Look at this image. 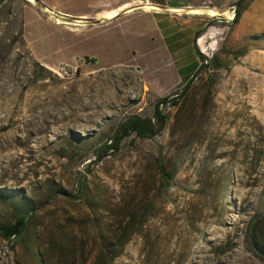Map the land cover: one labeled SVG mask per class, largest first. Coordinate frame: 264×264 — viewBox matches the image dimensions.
I'll return each mask as SVG.
<instances>
[{
    "label": "rangeland",
    "instance_id": "1",
    "mask_svg": "<svg viewBox=\"0 0 264 264\" xmlns=\"http://www.w3.org/2000/svg\"><path fill=\"white\" fill-rule=\"evenodd\" d=\"M54 1L90 19L98 0ZM238 1L173 13L176 31L188 28L178 40L155 35L123 57L146 21H70L74 34L24 11L42 9L30 0L1 12L0 196L19 197H0V224L15 222L19 203L36 214L25 239L0 235V264H264L247 237L255 218L264 231V0H246L228 26ZM202 8L221 14L191 13ZM26 41L52 61L75 58L45 66ZM214 55L222 67L199 69ZM60 64L78 71L60 77ZM163 98L178 105L161 106L158 136L117 135ZM157 159L174 175L169 190Z\"/></svg>",
    "mask_w": 264,
    "mask_h": 264
},
{
    "label": "crops",
    "instance_id": "2",
    "mask_svg": "<svg viewBox=\"0 0 264 264\" xmlns=\"http://www.w3.org/2000/svg\"><path fill=\"white\" fill-rule=\"evenodd\" d=\"M9 1L10 0H0V11L6 4L9 3ZM37 1H40L41 4L45 6L49 12L43 9H36L34 6H28L25 8L24 11H27L29 9L37 10L40 16L42 15L45 20L48 19L52 24L55 23V25L59 27L60 26L65 27V30H64L65 33L66 32L74 33V32L69 31L65 25H71L75 27L80 26L78 22L77 23H67V22L65 23L64 22L61 24L57 21L56 18L52 17V12L58 15L66 16V17L68 16V13L63 11L61 7L59 6L60 4H58L54 0H37ZM203 1L204 0H98L96 2L95 12L91 16V18H107L109 22H113L116 20H120L122 22L123 20L127 18H134L135 20L142 19L146 21L147 24L145 23L143 25V28L139 24V27H138L139 30L136 32H131L132 34L134 33V35L138 34V36H135L136 41H133L134 45L131 44L133 42L132 40H130V44L128 47L124 48L123 45L120 47L119 50H123L124 52L125 51L127 52L126 55L123 53H119L120 54L119 57H123V56H128L129 54L131 55V52L134 53L135 50H138V47L136 46H141L142 48V43H148L150 38H152V36H155V35L164 37L171 45L176 40H178V38H180L184 34V32L187 31L188 29L186 28V30L184 29L182 31L177 32L175 29V22H174L175 19L178 17L176 14L164 13L158 9H147L148 4L153 5V6L157 5L163 8H167L172 11H182L184 9L190 8L191 6H200L204 3ZM142 5H144V8H139V9L130 11L132 8L137 7V6H142ZM122 11H124L125 14L121 17H118ZM114 14L115 16L110 17ZM83 17H87V15H83ZM160 22L163 23V30H162L163 35L161 34V31L157 27V25H159ZM189 27L190 29H193V26H189ZM188 31H192V30H188ZM25 34H26V27H25ZM139 34H142V36H139ZM140 38H142V41L140 40ZM27 45L32 55L34 56V58L40 63H42L43 65L48 66V67H51L52 65L59 63L62 60L72 61L75 58V56H71V57L60 56L59 59L52 61L53 59H51V57H46L41 52L32 50L30 43L27 42Z\"/></svg>",
    "mask_w": 264,
    "mask_h": 264
},
{
    "label": "trees",
    "instance_id": "3",
    "mask_svg": "<svg viewBox=\"0 0 264 264\" xmlns=\"http://www.w3.org/2000/svg\"><path fill=\"white\" fill-rule=\"evenodd\" d=\"M245 1L246 0H239L237 2L235 18L233 21L227 22L228 26H234L240 21L245 10ZM14 2L15 0H10L9 3L2 8L0 14L7 8H9L11 11ZM224 22L226 23V20H224ZM211 23H215V21H212ZM204 31L205 29L198 31L196 37H199ZM20 34L22 36L24 35L23 29L21 30ZM247 52L248 48L244 47L235 51H229V54L234 57H241L246 55ZM199 59H201V65L199 69H209L214 66L222 67V61L221 59H219L218 55H214L212 58L199 56ZM191 82L192 80H190L187 85H190ZM168 102H171V104L174 106L178 105V99L176 98L171 101H169L168 98L160 99L155 105V112L152 118L131 117L125 123L120 124V127L118 128L119 132L117 135L121 137V135L129 136L130 134H135L136 137H140L142 139H154L166 128L168 117L161 111V106L166 105ZM157 165L161 174V187L165 190H169L173 183L174 175L168 170L167 166L161 162V160L157 159ZM82 194H85V191H83ZM0 197H6L5 199H7L19 196L6 193L4 195H1ZM18 208L19 214L17 215V218L13 224H0V235L8 239H25L30 223L34 215L36 214V212L32 210L31 205H29L28 203H19ZM141 215L143 222H145L144 218H147L148 215H144V211H142ZM131 224L132 223L129 221L127 227L131 226ZM247 237L250 244H252V246L254 247L252 249V252L256 253L255 249H257L260 253L264 254V252H262V248L260 247L264 243V231L262 229V226L260 227L259 218H255L252 221V225L248 228ZM261 258L264 261V256H261Z\"/></svg>",
    "mask_w": 264,
    "mask_h": 264
},
{
    "label": "water",
    "instance_id": "4",
    "mask_svg": "<svg viewBox=\"0 0 264 264\" xmlns=\"http://www.w3.org/2000/svg\"><path fill=\"white\" fill-rule=\"evenodd\" d=\"M32 2L35 3L36 5H39L43 10L49 12V11L47 10V8H46L45 6H43L39 1H37V0H33ZM155 6L157 7L158 10L163 11V12H168V13H181V12H185V11H187V10H182V11H172V10H169V9H167V8H163V7H160V6H157V5H155ZM139 8H144V5L134 7V8H132L131 10H135V9H139ZM131 10H130V11H131ZM201 10H203V11L206 12L207 10H209V8H202ZM123 13H124V11H122V12L119 14V16L122 15ZM52 15L55 16L56 18H61L62 20L66 21V22L76 21V20H81L82 22H86V23H90V24H94V25H98V24L106 23V22L109 21L107 18H90V19H87V18H85V19H82V18H80V19H79V18H69V17L60 16V15L55 14V13H53V12H52ZM119 16H118V17H119ZM224 16L227 17L226 15H224Z\"/></svg>",
    "mask_w": 264,
    "mask_h": 264
},
{
    "label": "bare ground",
    "instance_id": "5",
    "mask_svg": "<svg viewBox=\"0 0 264 264\" xmlns=\"http://www.w3.org/2000/svg\"><path fill=\"white\" fill-rule=\"evenodd\" d=\"M31 1H33V0H31ZM147 9H157V7L148 4ZM191 10H192L191 13H193V14H204V13H205V11H202L201 9H191ZM206 13H207L208 15H210V16H217V15H220V14H221V13H220L218 10H216V9H209V10L206 11ZM231 13H232V12H231ZM231 13H230V12H225V13H223V15H226V16L232 18V14H231ZM113 16H115V14L112 15V16H110V17H113ZM233 16H234V15H233ZM57 21H58L59 23H61V24L64 23V22L66 23V21L62 20L61 18H57ZM67 23H69V22H67Z\"/></svg>",
    "mask_w": 264,
    "mask_h": 264
},
{
    "label": "built area",
    "instance_id": "6",
    "mask_svg": "<svg viewBox=\"0 0 264 264\" xmlns=\"http://www.w3.org/2000/svg\"><path fill=\"white\" fill-rule=\"evenodd\" d=\"M53 71L60 77H72L77 73L78 68H74L68 64H60Z\"/></svg>",
    "mask_w": 264,
    "mask_h": 264
}]
</instances>
